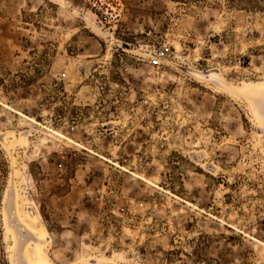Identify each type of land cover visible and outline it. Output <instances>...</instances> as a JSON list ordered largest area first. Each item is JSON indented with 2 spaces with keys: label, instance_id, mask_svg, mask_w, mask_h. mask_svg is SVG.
<instances>
[{
  "label": "rangeland",
  "instance_id": "obj_1",
  "mask_svg": "<svg viewBox=\"0 0 264 264\" xmlns=\"http://www.w3.org/2000/svg\"><path fill=\"white\" fill-rule=\"evenodd\" d=\"M0 264H264V0H0Z\"/></svg>",
  "mask_w": 264,
  "mask_h": 264
}]
</instances>
